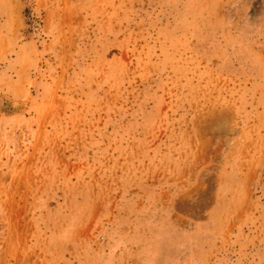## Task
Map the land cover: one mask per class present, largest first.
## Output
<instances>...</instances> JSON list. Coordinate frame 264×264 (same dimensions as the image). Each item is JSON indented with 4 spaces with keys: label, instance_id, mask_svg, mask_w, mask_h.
<instances>
[{
    "label": "rangeland",
    "instance_id": "374dc122",
    "mask_svg": "<svg viewBox=\"0 0 264 264\" xmlns=\"http://www.w3.org/2000/svg\"><path fill=\"white\" fill-rule=\"evenodd\" d=\"M0 264H264V0H0Z\"/></svg>",
    "mask_w": 264,
    "mask_h": 264
},
{
    "label": "bare ground",
    "instance_id": "6f19581e",
    "mask_svg": "<svg viewBox=\"0 0 264 264\" xmlns=\"http://www.w3.org/2000/svg\"><path fill=\"white\" fill-rule=\"evenodd\" d=\"M14 9H15V8H14ZM14 9H13V10H14Z\"/></svg>",
    "mask_w": 264,
    "mask_h": 264
}]
</instances>
